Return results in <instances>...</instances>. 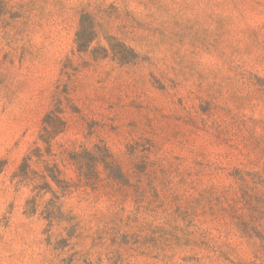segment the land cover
Listing matches in <instances>:
<instances>
[{
  "label": "rangeland",
  "instance_id": "374dc122",
  "mask_svg": "<svg viewBox=\"0 0 264 264\" xmlns=\"http://www.w3.org/2000/svg\"><path fill=\"white\" fill-rule=\"evenodd\" d=\"M0 264H264V0H0Z\"/></svg>",
  "mask_w": 264,
  "mask_h": 264
}]
</instances>
